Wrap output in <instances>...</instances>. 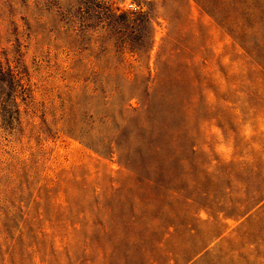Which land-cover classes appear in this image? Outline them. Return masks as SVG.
I'll use <instances>...</instances> for the list:
<instances>
[{
    "label": "rangeland",
    "instance_id": "rangeland-1",
    "mask_svg": "<svg viewBox=\"0 0 264 264\" xmlns=\"http://www.w3.org/2000/svg\"><path fill=\"white\" fill-rule=\"evenodd\" d=\"M145 99L163 188L101 149ZM0 264H264V0H0Z\"/></svg>",
    "mask_w": 264,
    "mask_h": 264
},
{
    "label": "trees",
    "instance_id": "trees-1",
    "mask_svg": "<svg viewBox=\"0 0 264 264\" xmlns=\"http://www.w3.org/2000/svg\"><path fill=\"white\" fill-rule=\"evenodd\" d=\"M148 104L145 99L139 109L121 111L118 123L114 124V137L101 149H114L118 161L135 175L139 183L163 188L166 179L176 181L173 168L186 167L182 158L185 151L180 146L186 142V135L180 130L177 114L170 117L163 109L160 110L163 117L156 119L151 116ZM189 152L192 154L191 150Z\"/></svg>",
    "mask_w": 264,
    "mask_h": 264
}]
</instances>
